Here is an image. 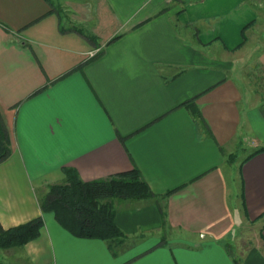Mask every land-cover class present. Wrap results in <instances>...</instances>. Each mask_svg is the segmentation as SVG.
Instances as JSON below:
<instances>
[{"label": "crops", "instance_id": "crops-1", "mask_svg": "<svg viewBox=\"0 0 264 264\" xmlns=\"http://www.w3.org/2000/svg\"><path fill=\"white\" fill-rule=\"evenodd\" d=\"M261 40L264 0H0V226L43 218L36 240L0 256L264 264V152L239 164L237 186L225 170L236 149L264 147V96L244 81L255 64L264 74ZM65 168L83 182L137 170L149 187L114 201L116 255L42 213Z\"/></svg>", "mask_w": 264, "mask_h": 264}, {"label": "trees", "instance_id": "trees-1", "mask_svg": "<svg viewBox=\"0 0 264 264\" xmlns=\"http://www.w3.org/2000/svg\"><path fill=\"white\" fill-rule=\"evenodd\" d=\"M90 38L93 40V37ZM116 39L118 37L111 41ZM190 111L199 118L194 105H190ZM263 152L264 147L256 149L241 165ZM8 155L7 136L0 124V163ZM63 172L65 182L48 186L46 195L39 199L42 213L53 214L59 226L76 238L105 242L112 254L116 255L114 248L123 243L124 235L115 224L114 201L147 200L153 196L149 187L137 170L92 182H83L71 168H65ZM42 227V217L9 229L0 226V251L24 247L39 237ZM0 264L6 263L0 259Z\"/></svg>", "mask_w": 264, "mask_h": 264}, {"label": "rangeland", "instance_id": "rangeland-1", "mask_svg": "<svg viewBox=\"0 0 264 264\" xmlns=\"http://www.w3.org/2000/svg\"><path fill=\"white\" fill-rule=\"evenodd\" d=\"M56 1V0H53ZM264 41L261 40V43L258 42V44L260 43V45H263ZM257 43H253V42H249L247 45H249L250 47H253V45H258ZM260 45H258V49L260 48V50L262 49L260 47ZM245 82L250 86L253 87V84H257V89L258 91L260 90L261 95L264 96V74H263V70L261 69V66H259V64H255L254 66H252L251 68H249V70L245 71ZM252 148L248 147L246 148V150H241V149H236L235 152L232 155H229L227 158H231V164L234 166V168L230 165H226L225 170H226V174H227V180L228 183H230V181L232 182V178L235 179L236 178V186H237V178H238V173H239V164L252 152ZM228 153V151H227ZM232 156V157H230ZM228 160V159H227ZM231 179V180H230ZM43 196H41L42 198ZM240 238V237H239ZM237 245L232 244L231 242L227 244V247L230 249V252L233 254H237L238 249L235 246ZM115 251L117 252V250H119V247H115L114 248ZM5 257V255H1L0 259L1 261H3L6 264H11Z\"/></svg>", "mask_w": 264, "mask_h": 264}]
</instances>
